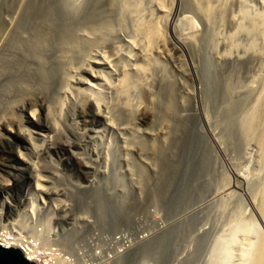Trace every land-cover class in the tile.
Returning a JSON list of instances; mask_svg holds the SVG:
<instances>
[{"label":"rangeland","instance_id":"rangeland-1","mask_svg":"<svg viewBox=\"0 0 264 264\" xmlns=\"http://www.w3.org/2000/svg\"><path fill=\"white\" fill-rule=\"evenodd\" d=\"M197 2L209 5L207 14L195 10L194 0H0L4 23L8 14H15L12 21L17 14H51L86 36L68 54L77 56L66 90H58L64 74L58 63L46 101L59 130L93 168L88 177L74 161L62 168L61 147L44 159L21 136L0 129L14 140H0V180L14 182L0 192V222L34 238L52 264L254 262L264 238V0ZM92 14L105 16L103 40L88 39L84 21L94 20ZM150 20L158 22L164 48L151 52L140 74L128 67L143 60L136 26ZM14 31H0V42ZM102 55L114 57L115 65L101 64ZM123 69L128 107L116 90ZM146 92L153 114L144 118L139 107ZM98 99L111 121L79 116V107L89 111ZM21 109L14 115L25 114ZM38 125L26 121L32 132ZM39 138L34 134L31 142ZM18 153L51 166L56 178L41 174L69 187L74 198L59 197L69 203L67 213L38 196L20 214L29 169Z\"/></svg>","mask_w":264,"mask_h":264},{"label":"bare ground","instance_id":"bare-ground-1","mask_svg":"<svg viewBox=\"0 0 264 264\" xmlns=\"http://www.w3.org/2000/svg\"><path fill=\"white\" fill-rule=\"evenodd\" d=\"M194 2H195V5H197V8L195 7V10L199 9L205 14L208 13L209 5H207L208 7L203 5L204 8H202L201 7L202 3L197 2V0H194ZM8 15L10 16V18L6 19L5 23H4V20L0 18V23L2 27L0 31L2 33H5L7 30H8L7 33H9L12 30H15V31L10 41L0 42V45H2L3 42H5L0 48V126H1L0 129L3 131H7L11 135H15V137L16 135L21 136L23 139H25V141H27V143L30 144L31 148L34 149L33 151L36 150L40 152L41 155L43 154L44 159L46 158V156L50 154L56 155L55 153L57 151L56 148L61 147L64 150V152L57 154L56 157H57V160L59 161L58 163L62 165V168L64 170L68 169L67 164L70 162L68 160L74 161L82 168L81 171L84 172V176L85 178H87L88 177L87 173H90L93 170V168H91V166L85 162L83 157L79 156L75 152L73 148V143L67 138V136H65L62 133L61 130H59L58 123L54 119V116H53L52 107L46 101V97L48 96L50 92L52 81L55 78V74L58 70V63L60 64L61 68L64 70L63 82L58 90L59 91L66 90L67 81L69 79V71L71 70L69 67L72 64L74 65L75 63L74 58H76L77 56V53H72L70 57H68V54L76 51V45L74 41L83 40V37H84V40H86V36H83L81 34V32H83L82 30L77 29L73 32L74 30L73 28L75 27L71 25L72 23L70 24L67 22L61 23L59 20H55L56 17L53 18L51 14H23L22 16L23 19L22 18L20 19L21 15L17 14L14 21L12 20L15 14H8ZM70 15H72L73 17L75 16L74 14H70ZM70 15L67 18L74 19ZM92 15H94V20L89 21L91 18H88L89 20L86 21V18H87L86 17L84 21L85 22L84 25L87 24V28H88L86 31L89 37L88 39H90V37L91 38L100 37L103 40L104 39V33H103L104 29H103L101 22L104 20L105 16L103 18L102 17L103 14L102 16L100 14H92ZM82 17H84V15ZM76 18L78 17L76 16ZM64 21H66V19ZM150 21L146 23L142 22L143 24L140 23L138 24V26H136L138 28L137 33L139 34L138 37L140 40V42L137 44L138 49H139L138 51H140L139 53L141 54V58L143 60H141L142 61L141 63L130 64L131 66L128 67V69L132 67V69L136 70L137 72L139 71L140 74L145 72V70H147V67L149 66V55L151 54V52L158 51L162 46L163 47L161 48V50L164 48L163 43H161L162 42L161 36H160L161 31H160V26L158 22L157 21L150 22ZM19 22H22V23L19 24ZM53 34H54V37L52 36ZM56 35H58L59 37L57 38ZM55 37L57 38L56 40H55ZM177 42L179 43V45L184 44V41H181L179 39L177 40ZM132 49L133 48H131V50ZM110 57L112 58V56ZM111 58L109 59V56L107 57L105 55H102L99 58V61L101 62V64L105 66L106 65L112 66V64L115 65V63L112 62ZM54 60H58V61L55 62ZM127 60L130 61L131 59L129 60L127 58ZM81 65L79 66L81 67ZM83 71L87 73L90 79H94V76L91 70L88 71L87 69L86 71V69L85 70L83 69ZM125 75H126V72L123 69L121 77L118 80L116 90L119 91L121 95L124 94V98H125L124 107H128L130 104V97L128 94L129 82ZM166 86H168L169 88L168 94H169V98L171 101V97H172L171 96V93H172L171 82H168ZM143 94H144L143 99L145 101L142 102L139 107V112H140L139 116L147 118V117L152 116L151 106H149L148 103L149 104L152 103L151 101H153V97H151L147 92ZM57 99H59L58 96H56V100ZM170 101L169 103L172 102ZM94 102H91L90 104L91 110L89 111L85 110L86 108L84 109V106L79 107V110H78L79 116L86 118L90 114H93L95 115V118H98L101 120L103 119V121L107 120V122L111 121L112 118L109 119V116H108L109 113L106 114L107 112L106 106L101 104L102 102L99 101V99L96 100L95 104ZM94 105L96 106L95 112L92 111V108L94 107ZM16 106L22 107L21 110H25V114L22 112V115L19 114L20 116H15L14 108ZM26 121H28V124L39 122V125L35 126V129H37V131H34V132L30 131L31 129L29 127H26ZM1 132H0V140L2 139L13 140L11 137H6L7 135L6 136L2 135ZM33 133L40 136V138L38 139L39 144L37 145L31 142V138L34 135ZM14 144H17V146L19 145V143H14ZM18 155H19V159H21L23 163L29 169L28 170L29 175L26 177L27 190L25 192L26 198L24 200L25 213L22 210L21 211L22 213L20 212V214L25 215L26 211L30 212L29 210L32 209L33 202H35L34 199H37L38 196H42L40 197L42 199L41 201L46 202L47 204L51 203V205L53 206L55 205V207L53 206L52 207L56 208V210L58 209L62 212L64 211L65 213H67L69 210L68 207L71 208L69 206V203L66 202V199L63 200V199H60L59 197L62 195H65V196L67 195V197L69 196V197L74 198V196H71V191L69 187L68 186L66 187L65 185H63V183H58L59 185H55L52 179L56 178L55 176L56 173L51 168V166L48 165L49 166L48 167L40 163H36L35 160H32L31 158H25L21 153H18ZM41 170L46 171L51 176L53 175L52 176L53 178L51 176L47 177V175L46 176L42 175ZM16 172L18 173L19 171H16ZM17 173H15L16 176H17ZM77 181L78 180H76L75 183H77ZM13 183L9 179L0 180V192H5V190H7L10 186H12ZM2 202H5V200H3ZM262 214H263L262 217L264 218V211L262 212ZM1 216L3 215L1 214ZM20 217L21 216H19L18 218ZM18 218L17 220L22 219V218L21 219H18ZM46 221L48 220L46 219ZM2 223L3 222H0V244L1 245L5 247H15V248L20 249L23 256L27 260L32 261L35 264H52V262L46 256L47 252H45V250H43L42 248L37 247L35 243L36 241H34V238L33 240L24 239L22 238L21 235H18V233L8 230L6 227V224H2ZM259 240L260 241L255 251L254 262H252V264H264V238H260ZM38 251L41 253L43 257L39 255ZM41 258H44L45 260H42Z\"/></svg>","mask_w":264,"mask_h":264},{"label":"water","instance_id":"water-1","mask_svg":"<svg viewBox=\"0 0 264 264\" xmlns=\"http://www.w3.org/2000/svg\"><path fill=\"white\" fill-rule=\"evenodd\" d=\"M0 264H35L27 260L20 249L0 244Z\"/></svg>","mask_w":264,"mask_h":264}]
</instances>
